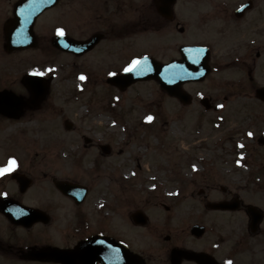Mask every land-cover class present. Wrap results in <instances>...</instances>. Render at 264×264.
<instances>
[{
	"label": "flooded vegetation",
	"instance_id": "obj_1",
	"mask_svg": "<svg viewBox=\"0 0 264 264\" xmlns=\"http://www.w3.org/2000/svg\"><path fill=\"white\" fill-rule=\"evenodd\" d=\"M187 1L198 2L192 6L200 10L202 45L208 49L211 69L216 53L223 50L226 55L221 58L229 60L227 65L235 63L244 69L246 81H257L258 72H264V0ZM18 2L0 0V91L12 89L22 96L19 118L39 111L51 89L50 79L35 69L22 76L20 90L7 85L6 71L25 61L20 53L42 49L51 55L59 50L81 58L97 52L103 60L109 56V74H119L145 55L162 64L181 60L180 46L196 43L178 45L173 39L174 32L187 30L185 12L176 9L179 0H58L36 20L35 36L18 47L9 44L6 34L8 28L11 36H28L24 23L17 21ZM85 12L88 17L81 19ZM82 22L91 27V35L81 36ZM98 33L101 38L85 54L60 49L69 46L68 38L81 42ZM163 37L169 42L164 43ZM142 39L149 44L139 48ZM31 72L39 73L48 89L40 100L33 98L24 81ZM242 87L256 93L264 84ZM6 118L11 119L0 112V121ZM13 160L15 167L0 174V264H264V202L254 200L251 195L256 192L239 185L235 177L191 191V196L197 194L198 213L178 228L181 232L161 235L159 227H149V214L140 208L131 212L122 195H112L99 178L57 175L45 170L40 158H22L18 150L0 159V170ZM259 188L264 190V185ZM131 222L140 233L132 234Z\"/></svg>",
	"mask_w": 264,
	"mask_h": 264
},
{
	"label": "rangeland",
	"instance_id": "obj_2",
	"mask_svg": "<svg viewBox=\"0 0 264 264\" xmlns=\"http://www.w3.org/2000/svg\"><path fill=\"white\" fill-rule=\"evenodd\" d=\"M194 4L198 2L177 3L187 26L184 34L172 35L178 45L204 43L200 10ZM87 17L85 12L81 19ZM38 22L41 30L42 19ZM80 31L84 37L93 30L82 22ZM163 38L164 43L170 40ZM148 44L145 39L137 43L139 48ZM225 55L223 50L216 53L205 80L184 85L193 97L184 104L155 79L123 91L108 85L111 60L97 52L81 58L59 50L51 55L42 49L20 53L25 61L6 71L7 85L19 89L22 76L35 69L50 79L51 89L39 111L0 121L4 138L0 159L18 150L22 158H40L45 170L57 175L97 177L112 195H122L131 212L140 208L149 214V227H159L161 235L181 232L178 228L198 213L197 194L191 196V191L228 183L230 176L251 187L254 200L264 202V190L259 188L264 185V144L259 140L264 136V102L242 87L264 84V72L250 83L244 69L226 64L229 60L221 58ZM203 97L219 111L207 109ZM66 119L72 129L65 128ZM103 144L110 145L112 153L102 152ZM131 228L133 235L141 232L133 222Z\"/></svg>",
	"mask_w": 264,
	"mask_h": 264
},
{
	"label": "water",
	"instance_id": "obj_3",
	"mask_svg": "<svg viewBox=\"0 0 264 264\" xmlns=\"http://www.w3.org/2000/svg\"><path fill=\"white\" fill-rule=\"evenodd\" d=\"M57 1L58 0H19L15 11L17 13V21L24 23L28 36H23L22 33L11 36L12 34H10L7 28L6 34L9 44L11 45V42H13L15 45H18L28 38L29 35L30 37H34L32 30L36 18L46 7L54 5ZM100 38V34H95L84 42L73 41L68 38L69 46L66 50H72L82 54L94 47ZM180 49H182L183 60L162 65L153 62L150 58H143L139 60V63L132 67L131 70L125 71L124 74L109 77L108 83L110 82L121 88H126L137 80L155 77L159 80L162 87L170 94L177 95L182 102L187 103L191 100V96L182 89V85L186 83V81L203 80L210 71L208 65L209 58L208 51H206L207 49L202 46L184 45V47ZM24 78V81L29 85L30 89H32L33 98L37 100L43 98L48 89L44 86L42 77L36 73H31ZM257 95L264 100V88H260L257 91ZM203 102L206 103L205 100H203ZM24 103L25 101L22 96H18L13 90L0 91L1 113L9 117H20ZM65 127L66 129H70L72 123L67 120Z\"/></svg>",
	"mask_w": 264,
	"mask_h": 264
},
{
	"label": "snow or ice",
	"instance_id": "obj_4",
	"mask_svg": "<svg viewBox=\"0 0 264 264\" xmlns=\"http://www.w3.org/2000/svg\"><path fill=\"white\" fill-rule=\"evenodd\" d=\"M59 31H60V34L62 35V34H63V29H61V30H59ZM138 63H139V61H133V65L130 66L129 68H126L125 71H129V70H131V68L134 67V66H135L136 64H138ZM50 71H51V69H50ZM40 74L42 75L43 73H40ZM84 78H85V77L82 75V76H81V79H84ZM147 119H148V120H151L152 117L149 116V117H147ZM248 135L251 136L252 133L249 132ZM241 146H242V145H241ZM14 167H15V161L13 160V161L11 162L10 166H9L7 169L0 170V174H3L4 171H11ZM228 264H231V261H229Z\"/></svg>",
	"mask_w": 264,
	"mask_h": 264
},
{
	"label": "bare ground",
	"instance_id": "obj_5",
	"mask_svg": "<svg viewBox=\"0 0 264 264\" xmlns=\"http://www.w3.org/2000/svg\"><path fill=\"white\" fill-rule=\"evenodd\" d=\"M86 159H87V158H83V159H82V163H84V162L86 161Z\"/></svg>",
	"mask_w": 264,
	"mask_h": 264
}]
</instances>
